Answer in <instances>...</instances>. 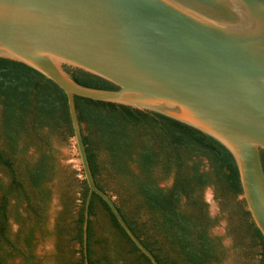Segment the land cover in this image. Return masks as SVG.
Instances as JSON below:
<instances>
[{
    "label": "water",
    "instance_id": "1",
    "mask_svg": "<svg viewBox=\"0 0 264 264\" xmlns=\"http://www.w3.org/2000/svg\"><path fill=\"white\" fill-rule=\"evenodd\" d=\"M0 57L22 62L66 94L73 143L88 186L131 241L114 199L95 183L75 96L157 112L213 137L237 166L251 220L264 239V0H0ZM66 67L117 87L78 84Z\"/></svg>",
    "mask_w": 264,
    "mask_h": 264
},
{
    "label": "trees",
    "instance_id": "2",
    "mask_svg": "<svg viewBox=\"0 0 264 264\" xmlns=\"http://www.w3.org/2000/svg\"><path fill=\"white\" fill-rule=\"evenodd\" d=\"M66 70L80 85L117 89L81 69ZM75 106L79 122L88 132H83V141L96 185L108 193L107 184L100 178L105 172L139 197L149 213L143 228L136 221L137 209L126 213L115 203L158 263L221 262L224 250L219 238L209 232L214 221L207 214L201 190L213 185L221 196L242 195L237 166L227 148L200 130L157 112L80 96H75ZM50 136L61 141L73 137L65 92L30 66L0 57V165L7 170V180L0 178V264H41L34 247L37 232L43 234L45 229V211L51 195L46 183L55 174ZM31 146L36 154L27 159L25 155ZM261 159L264 168V151ZM168 178L170 184L161 186L160 182ZM63 180L64 208L55 225L58 249L62 250L65 242L78 243L80 257L76 264H86L82 243L88 186L84 179L77 181L80 203L72 214V187L69 177L63 176ZM12 199L15 207L22 204L26 213L21 216L14 208L19 224L14 237L9 225ZM238 208L250 235L259 240V264H264V239L243 199ZM88 213V264H152L95 193ZM98 213L101 217L94 226L92 217ZM151 230L164 236L173 256L168 251L158 252L150 240ZM95 245L100 247L97 258Z\"/></svg>",
    "mask_w": 264,
    "mask_h": 264
},
{
    "label": "rangeland",
    "instance_id": "3",
    "mask_svg": "<svg viewBox=\"0 0 264 264\" xmlns=\"http://www.w3.org/2000/svg\"><path fill=\"white\" fill-rule=\"evenodd\" d=\"M82 129L84 134L88 133L84 124ZM44 131L47 132L46 129H44ZM49 140V148L55 160V174L53 178L46 183L51 195L45 211L44 233L40 234L37 232L34 251L41 264H76L80 257V245L78 243L67 244V242H65L62 250H59L57 236L55 235V225L64 208L63 200L65 198L63 197L62 190L66 183L65 180H63V176L69 177L68 181L72 187V189L70 188V196L73 198L72 214L76 212V207L80 203V193L76 188L77 181L82 179L78 154L72 138L67 141H61L56 136H50ZM35 154V148L31 146L28 148L25 157L29 159ZM0 178L7 180V170L2 165H0ZM100 178L104 184H107L106 188L108 194L126 213L131 209H137L139 211L136 221L140 227L147 222L149 213L148 210L141 205L139 197L135 196L133 192L126 190L124 184L110 174L102 172ZM170 182L171 178H168L162 180L160 185L166 186L169 185ZM201 197L206 205L208 216L214 221L209 232L213 237L219 238L224 250V257L221 262H215L213 264H259L262 249L259 240L250 235L241 209L238 208V205L242 203V197L233 196L231 194L221 196L213 185L205 186L201 190ZM14 208H17L16 211L21 216L26 215L23 210V205L21 204L15 207V200L12 199L10 204L11 217L9 219V225L10 233L13 237L19 228V224L16 222L13 214ZM98 217H101L100 213H98L97 217H92L94 226L98 224ZM143 227L144 225L142 228ZM149 234L151 235L150 240L154 242V247L159 250V253L168 251L169 254L173 256L170 245L162 234L154 233L153 230L149 231ZM99 250L100 247L95 245V258L99 256Z\"/></svg>",
    "mask_w": 264,
    "mask_h": 264
}]
</instances>
